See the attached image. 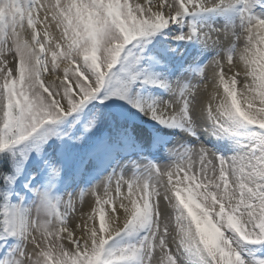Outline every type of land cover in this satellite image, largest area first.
<instances>
[{"label": "snow or ice", "instance_id": "snow-or-ice-1", "mask_svg": "<svg viewBox=\"0 0 264 264\" xmlns=\"http://www.w3.org/2000/svg\"><path fill=\"white\" fill-rule=\"evenodd\" d=\"M258 2L0 0V264H264L251 247L264 250ZM91 101L134 109L118 137L167 160L57 193L63 169L78 176L93 156L67 150L96 128L81 115Z\"/></svg>", "mask_w": 264, "mask_h": 264}, {"label": "rangeland", "instance_id": "rangeland-1", "mask_svg": "<svg viewBox=\"0 0 264 264\" xmlns=\"http://www.w3.org/2000/svg\"><path fill=\"white\" fill-rule=\"evenodd\" d=\"M262 1L263 0H260V2L256 3L257 5H254V11H256V8L259 10V7L261 8L264 6V2ZM107 103V110L103 107H98V105H96V101L89 102V104L85 107L84 110H89L90 112L89 117H92L93 113L96 114V128L82 142L71 143L67 147V150L70 154L74 153L78 158L85 157L88 153H93V156L88 162L86 168L78 176L74 174L72 166H66L63 169L60 178L56 181L55 192H75L80 188L87 187L89 183L95 182L96 178L99 179L100 176L111 171V169L118 167L121 161L125 162L130 159L139 160L141 158L142 153L138 149L132 148L126 143H123L117 135L121 128L128 125L129 114L135 110L131 109V107L127 105L124 107H117L109 102ZM71 119L72 118L70 117L69 120ZM138 128L140 127L134 125V136H136ZM146 132L148 133V130ZM168 140L169 142L172 140L171 136ZM116 143L120 145V154H115L111 151L113 149V145ZM143 143L146 144V140ZM49 145H57L58 147V142L53 139L49 141ZM49 145L45 146L46 150L49 148ZM161 151L162 152H159L162 154V157L160 158L154 156L158 152L145 153L144 155H150L152 159L158 160L159 162H166L167 153L163 149H161ZM109 155L112 156L109 157ZM105 162H107V168L101 169L102 164ZM36 166L37 163L33 162L32 157H30L24 167V176L27 177L34 174ZM22 187L23 183L18 184L16 190L21 191ZM251 247L258 250L257 254L264 255V250H259L258 245Z\"/></svg>", "mask_w": 264, "mask_h": 264}, {"label": "bare ground", "instance_id": "bare-ground-1", "mask_svg": "<svg viewBox=\"0 0 264 264\" xmlns=\"http://www.w3.org/2000/svg\"><path fill=\"white\" fill-rule=\"evenodd\" d=\"M255 5H257V4H255ZM255 13H257V14H259V15H264V9H262V10H260L259 12L258 11H256ZM179 51H186V49H184L183 48V45H181V47H180V49H179ZM140 122V124L142 123L143 125H142V127H140V128H138L137 129V131H136V138L139 140V141H143V142H145V140H146V142H147V137H148V133L146 132L147 130L149 131V129H150V127H151V124H152V122H150V121H147V118H143L142 120H139ZM158 129H159V127L160 126H156ZM160 131H161V133L163 134V135H165L168 139H169V137L171 136V139L172 140H170V142H172V141H174V139H175V137L179 134V132H178V130H176V129H160ZM114 141V140H113ZM113 146H115V145H113ZM120 147V146H119ZM159 152H161V150L159 151ZM156 153V155H154L155 157H162V154L161 153ZM145 153H142L141 154V156L142 155H144ZM123 161H121V163H122ZM91 183H89V185H90Z\"/></svg>", "mask_w": 264, "mask_h": 264}, {"label": "trees", "instance_id": "trees-1", "mask_svg": "<svg viewBox=\"0 0 264 264\" xmlns=\"http://www.w3.org/2000/svg\"><path fill=\"white\" fill-rule=\"evenodd\" d=\"M0 168H3L6 171H11V159L0 156Z\"/></svg>", "mask_w": 264, "mask_h": 264}]
</instances>
